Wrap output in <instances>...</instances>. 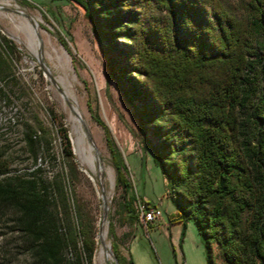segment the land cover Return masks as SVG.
Wrapping results in <instances>:
<instances>
[{"label": "trees", "instance_id": "16d2710c", "mask_svg": "<svg viewBox=\"0 0 264 264\" xmlns=\"http://www.w3.org/2000/svg\"><path fill=\"white\" fill-rule=\"evenodd\" d=\"M63 1L84 9L107 82L132 107L141 147L153 153L179 219L196 224L208 264H219L216 245L227 264H264V0ZM15 51L0 40V77L13 75ZM26 142L37 161L44 141L35 128ZM111 151L118 184L129 187L121 154ZM9 167L0 155V175ZM71 171L77 176L74 161ZM123 207L137 219L131 197ZM0 208L14 212L34 264H65L67 248L78 264L93 261L94 223L80 205L73 223L62 180L8 177ZM113 248L119 264H135Z\"/></svg>", "mask_w": 264, "mask_h": 264}, {"label": "rangeland", "instance_id": "374dc122", "mask_svg": "<svg viewBox=\"0 0 264 264\" xmlns=\"http://www.w3.org/2000/svg\"><path fill=\"white\" fill-rule=\"evenodd\" d=\"M35 22L39 23L44 39L38 55L33 52L30 38V28ZM5 37L13 41L16 51L13 75L0 77V155L10 166L6 174L0 175V181L16 175L37 176L51 183L56 179L63 181L73 223L78 224L75 205H80L97 231L93 261L84 258L81 264H100L98 256L103 246L110 245L114 252V244L123 257L132 258L135 264H208L206 245L196 224L179 219L176 205L168 196L166 178L153 153L141 147V131L132 107L125 102L114 81L107 82L108 70L101 47L84 9L63 0H0V40ZM55 49L69 55L76 96L92 136L113 170L115 188L108 202V236L103 243L100 179L98 174H88L77 159L69 121L71 107L63 99V86L58 82L62 66L58 59L46 53L56 56ZM42 51L41 62L48 66L50 76L41 66ZM32 127L44 141L37 161L26 142V133ZM66 135L73 159L68 155ZM111 150L121 154L129 187L117 186ZM73 161L77 176L71 171ZM107 186L111 191L112 182L108 181ZM129 197L133 199L136 220H131L123 207ZM142 199L149 205H158L162 216L152 223H143L137 213ZM58 200L67 227L59 195ZM215 252L217 262L227 264L218 245ZM62 256L65 264H78L74 248L64 249ZM0 264H34V256L15 225L14 212L1 208ZM104 264H116L112 253L107 254Z\"/></svg>", "mask_w": 264, "mask_h": 264}, {"label": "bare ground", "instance_id": "6f19581e", "mask_svg": "<svg viewBox=\"0 0 264 264\" xmlns=\"http://www.w3.org/2000/svg\"><path fill=\"white\" fill-rule=\"evenodd\" d=\"M30 29L31 46L33 52L38 55L41 48L44 47V39L41 35L39 23L35 22V25ZM55 51L56 56H53L49 51H46V53L51 58L58 59L59 63L62 66V74L58 78V82L63 86V99L66 101L67 106L71 107L69 121L71 124V134L75 147V153L78 161L88 174L93 173L99 175L102 188V199L105 206V204L108 203L110 198L112 197L114 192L113 189L115 188L113 170L108 166L107 161L104 159L102 153L100 152L98 145L96 144L92 136L89 123L86 120L80 102L76 96V86L74 85L71 75V71L73 70V68L71 66L69 55L67 53H61L56 49ZM42 54H44L43 51L40 53V62L42 61ZM96 149L98 152H96ZM108 181L112 182L113 188L111 191L107 186ZM106 221L107 218L101 224L100 238L102 240V243L108 236ZM111 253L114 256L116 264H119V261L112 251L110 245H106V248L103 246L98 256L100 264H104L107 254L111 256Z\"/></svg>", "mask_w": 264, "mask_h": 264}, {"label": "built area", "instance_id": "2783aa9c", "mask_svg": "<svg viewBox=\"0 0 264 264\" xmlns=\"http://www.w3.org/2000/svg\"><path fill=\"white\" fill-rule=\"evenodd\" d=\"M137 207L138 216L140 217L141 221L146 224L154 222L163 214L161 208L158 205H149L145 203L144 200H140Z\"/></svg>", "mask_w": 264, "mask_h": 264}, {"label": "water", "instance_id": "95a60500", "mask_svg": "<svg viewBox=\"0 0 264 264\" xmlns=\"http://www.w3.org/2000/svg\"><path fill=\"white\" fill-rule=\"evenodd\" d=\"M22 13L25 14L26 17L32 19V17H31L29 14H26V13H24V12H22ZM42 67L44 68L45 72L50 76V72H49V68H48V66H47L45 63H42ZM96 152H98L97 149H96ZM111 153H112V151H111ZM112 161H113V164H114V166H115V168H116V172H117V186L119 187V186H120V185L118 184L119 170H118V166H117V164H116V161H115V159H114L113 154H112ZM109 209H110L109 204L106 203L105 206H104V208H103V218H102L103 221H105L106 218L108 217ZM116 245H117V244H116ZM127 253H128V250H127Z\"/></svg>", "mask_w": 264, "mask_h": 264}]
</instances>
